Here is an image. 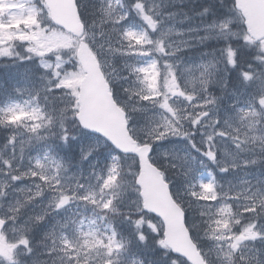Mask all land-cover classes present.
Instances as JSON below:
<instances>
[{
	"label": "clouds",
	"instance_id": "9594fccd",
	"mask_svg": "<svg viewBox=\"0 0 264 264\" xmlns=\"http://www.w3.org/2000/svg\"><path fill=\"white\" fill-rule=\"evenodd\" d=\"M71 3L79 26L78 33L70 34L75 37L73 45L51 47L54 41L50 38L68 33L49 14L46 0H34L35 18L20 31L38 34L49 51L37 54L32 51L39 46L36 40H16L6 43L2 53L14 54L29 66L48 71L44 73L46 89L38 94L34 107L39 109V118L27 116L21 121L24 137H34L39 146L28 147L22 161L11 151L0 154V237L11 246L10 254L0 255V264H76L72 256L79 257L80 264H90L82 246H75L69 228L64 227L78 202L102 210L108 223L121 231L124 225L131 226L129 245L134 240L144 249L136 254L142 257L141 264H194L188 253L161 244L164 229L144 205L142 157L180 209L190 249L197 257L195 264H264V104L260 103L264 100V40L249 39L246 25L237 30L240 21L235 0H222L224 12L213 21L223 33L216 40L222 45L216 49L217 58L224 57L228 75L235 70L246 86L244 99L232 109L242 120L231 125L212 108L216 74L202 71L199 85L193 87L188 67L199 61L207 69L211 62L202 54L194 60L166 34L163 12L167 9L155 7L154 0ZM133 13L143 22L145 15L151 16L155 29L145 22L139 28L132 26ZM212 35L215 39V29ZM236 36L239 44L233 43ZM81 45L87 47L141 153L121 151L111 140L96 137L81 125L76 98L71 89L61 85V80L79 70ZM245 52L251 56L242 60ZM170 81L175 82L172 88ZM213 122V130L197 140L196 134ZM5 131L9 133L4 138L9 149L21 145L23 137L12 134L13 126ZM90 136L93 138L86 139ZM73 139L82 147L75 162L58 151L60 144L66 147ZM194 148L200 155L190 165L179 154H188L191 159ZM204 157L207 165L223 173L232 174L242 165H251V180L229 199L218 179L202 180L198 175ZM85 160V182L77 181L79 186H73L75 177H69ZM92 180L96 181L94 195L86 187ZM66 196L70 202L61 205ZM108 202L110 207L105 209ZM112 210H118L119 215L114 216ZM158 250L159 257L154 255Z\"/></svg>",
	"mask_w": 264,
	"mask_h": 264
},
{
	"label": "trees",
	"instance_id": "16d2710c",
	"mask_svg": "<svg viewBox=\"0 0 264 264\" xmlns=\"http://www.w3.org/2000/svg\"><path fill=\"white\" fill-rule=\"evenodd\" d=\"M166 0L165 8L167 9V13L171 14V16L178 21H181L184 26L187 27L186 32V42L185 45L181 48L188 52L189 55L193 57L195 60L198 54H202L208 57L209 61L211 62V66L205 69L204 67L200 66L199 61H196L195 64L191 65L194 67L193 73L199 78L200 73L202 71H207L216 74L217 79V86L212 93L214 97H220L223 99H228L227 92L230 90L231 87H236L237 89H242L245 91L246 86L241 82V77L235 70L231 71V75H228V68L225 67L226 61L224 57L217 58L216 49L220 48L222 45L216 43V40L219 39V35L223 34L221 28L215 26L214 24V17L220 16L224 12V7L222 6V0H172L171 3ZM224 3L227 0H223ZM29 8L27 12L32 19L35 18L36 8L34 6V0H30L28 2ZM236 9V7H235ZM231 10V8H229ZM237 18L239 19L240 23L237 26V30L243 28V20L240 17L239 12L236 9ZM11 16V14L5 9L3 6L0 5V19L7 20V17ZM130 19L133 21L132 26L139 28L141 25L144 24L142 18L138 15L133 13ZM0 20V21H1ZM31 21V22H32ZM146 23V22H145ZM147 24V23H146ZM213 29H215L216 37L213 38ZM72 38V37H71ZM249 39H251L248 36ZM74 40V38H72ZM14 39L13 41H16ZM73 43L70 44L73 45ZM233 43L239 44L240 39L239 36L233 38ZM69 46V47H70ZM66 47V46H64ZM191 49V51H189ZM251 56V53H243L242 60L247 59ZM231 57L228 55V60ZM264 62V61H263ZM17 68L19 74H15L13 70ZM58 69V66H56ZM80 70V68H79ZM78 70V71H79ZM48 71L47 69L37 68L35 65L29 66L27 61L19 59L16 55L0 57V154L11 151L12 154H16L18 160H24V155H19V147L17 146L15 149H9L8 144L4 141L5 136L9 135L6 129L13 124L5 121V117L3 113H1L3 106L12 98L19 95V87H21V79L25 77L29 81V87L26 92L28 95L34 96L35 100L29 99V103L36 105V101L39 99L38 94L43 92L46 89L47 77L44 73ZM170 87L175 86L174 81H170ZM63 87L72 90V94L76 98V108H77V90L78 86H69L63 85ZM25 92V93H26ZM246 92L244 94V97ZM223 104H218L221 107V113L226 117V121H232L231 123H227L229 125L233 123L240 122L242 118L238 119V112H233L236 106L231 103H226L225 106ZM233 119H236L235 122ZM214 122L208 123L204 125V128L201 132L196 134V139L199 140V137L203 135L205 131L213 130ZM15 135L14 133H12ZM96 137L95 134H93ZM93 137L90 136L86 139H92ZM179 139V138H176ZM39 146L38 140L34 138V143H31L29 146L25 148V151L28 147L32 145ZM58 151L62 153L64 156L71 159V161L75 162L80 159L81 156V142L79 140L73 139L66 147L63 144L58 146ZM27 155V154H26ZM181 157L185 159L188 164H194L195 157L200 155L198 148H194L191 153V159H189L188 154L180 153ZM233 157V156H231ZM234 159H239V157H234ZM52 164H56V159L53 157ZM248 167V165H242L241 168ZM253 169V166H251ZM191 170V169H190ZM93 172L95 169L92 170ZM258 171V169H255ZM234 173V170H233ZM230 173H223L220 171L218 167H214L211 165H207V157H204L203 160L199 163L198 175H200L201 179L208 178V180L216 178L220 181L223 185L224 189L229 184V177L233 175ZM80 176V183L85 182V177L88 175V161L83 162V167L76 168L74 172L71 174V177ZM82 179V180H81ZM75 182V180H72ZM112 214L114 216H118V210H112ZM85 217L92 222H95L94 225L96 226L97 236L103 240V245H96L95 247H89L88 245H84L83 238L80 237V234L77 230V220L79 218ZM160 224V222H159ZM161 226V225H160ZM65 228H69L68 235L71 237L72 241L75 243L76 247H80L81 244L83 245L84 254L89 256L90 264H106L107 261L110 260L111 264H135V260L138 262L137 264H141L142 257L136 255L144 251L140 247L138 243L134 240L129 245V236L133 232V228L129 225L123 226V231L119 228L115 227L113 224L108 223V218L104 217L102 214V210L91 206L86 202H78L73 205V208L70 213V217L68 223L64 225ZM109 237H112V241L109 240ZM111 245L112 251H108L107 245ZM161 244L164 247H167L163 240ZM75 251V247L73 248ZM155 256H160V250H158ZM71 259L75 260L76 257L72 256Z\"/></svg>",
	"mask_w": 264,
	"mask_h": 264
},
{
	"label": "water",
	"instance_id": "95a60500",
	"mask_svg": "<svg viewBox=\"0 0 264 264\" xmlns=\"http://www.w3.org/2000/svg\"><path fill=\"white\" fill-rule=\"evenodd\" d=\"M237 9L242 10L247 31L256 40L264 38V0H235ZM60 5H72L71 0H56ZM60 15L67 32H79L74 7H62ZM61 24V23H60ZM79 61L84 71L79 87L78 119L83 127L114 142L121 151L141 153L143 150L128 135L123 113L113 101L103 76L85 45L79 48ZM143 170L140 182L143 186L144 205L164 226V242L168 247L188 253L194 264L197 257L190 249V241L184 229L180 209L168 196L167 188L146 158L142 157Z\"/></svg>",
	"mask_w": 264,
	"mask_h": 264
},
{
	"label": "rangeland",
	"instance_id": "374dc122",
	"mask_svg": "<svg viewBox=\"0 0 264 264\" xmlns=\"http://www.w3.org/2000/svg\"><path fill=\"white\" fill-rule=\"evenodd\" d=\"M28 1L29 0H0V5L3 6L5 9H7V11L11 14V16L7 17V20H1L0 21V56H9V55H5L2 54L4 52V48L6 43L7 44H11L13 42L14 39L17 40H36L38 42V48L39 51H37V54H43L46 55L47 52L49 51L48 47H45L46 42L45 41H41L40 37L38 34H36L35 32H33L31 35H27L24 34L23 32L20 31V29L23 28V26L25 24H29L31 23L32 19L30 18L27 9L29 8L28 6ZM172 0H169L168 2L171 3ZM177 3V0H175ZM165 2L166 0H154V6L161 9V11H163V9L165 8ZM163 13H167V12H163ZM164 16V15H163ZM164 20H165V16H164ZM173 21L169 22L166 24V34L168 36H170L176 43H178L179 45L182 44V39H181V28L177 23H172ZM67 33V32H66ZM21 37H24L23 39ZM75 40V37H73L72 35H70L68 33V35L66 34H59L55 37L50 38V40L54 41L51 44L52 48L55 47H64L67 41V46L69 47L71 43H73V39ZM76 42V41H75ZM8 53L12 52V48L9 47L7 49ZM134 55H146V53H131ZM57 65H54L53 67L56 68ZM190 67H188V71H190ZM15 74H19V71H17V68L15 70H13ZM83 76L82 70L80 68L79 71L74 72L71 74V79L69 80H61V85H69V86H78L79 82L81 80ZM191 83L192 85L197 83V78H191ZM197 85V84H196ZM29 87V81L28 79L23 80V86L21 89L22 95H17V100L11 101L10 103H8L6 105V107H4L1 111V113H3L5 115V121L8 122V116H7V110L9 107L15 106V105H20L21 108H23L26 112L30 111L32 108H34L36 105L30 104L29 103V99L31 100H35L34 96L28 95L27 89ZM26 92V94H25ZM213 111L217 113V107L214 105H212ZM211 114V113H210ZM27 116L21 115L20 119L17 123L13 124L15 127V135L19 136V137H23L22 143L21 145H19V149L24 148L25 146L27 147V145L29 146L31 143H34V137L28 136V137H24V132L22 131V129L25 127L21 121H23ZM240 114H238V119H240ZM234 122L236 119H233ZM230 123V121H229ZM82 180V179H81ZM77 181L80 182V176L78 175L75 178V182H72L73 186H79ZM93 183V184H92ZM95 184L96 181H89L86 185V187L89 188V190L93 193H95ZM230 194V193H228ZM81 223L83 224V231L87 232L89 230H93L96 232V226L94 225V223H92L91 220H81L80 223L78 224V232L80 234V236L83 238V240L85 239V237L83 236L81 229H80V225ZM11 248L10 247H4V244L1 243L0 244V254L1 255H6V254H10Z\"/></svg>",
	"mask_w": 264,
	"mask_h": 264
},
{
	"label": "snow or ice",
	"instance_id": "6c2138e0",
	"mask_svg": "<svg viewBox=\"0 0 264 264\" xmlns=\"http://www.w3.org/2000/svg\"><path fill=\"white\" fill-rule=\"evenodd\" d=\"M46 6H47V9H48L49 14L58 23H61V24H64L65 23V20L60 15L59 9L62 8V7H67V8L73 7L72 5H60V4L56 3V0H46ZM137 8L140 9L141 6L138 4L137 5ZM144 19L147 21V23L153 29H155L156 22L152 19L151 16L145 15L144 16ZM21 38L23 39L24 37H21ZM65 46H67V41H66ZM82 47H83V45H82ZM4 51H6V50H4ZM32 51H39V48H34V49H32ZM69 79H71V77L65 78L66 81L69 80ZM260 103L261 104H264V100H261ZM21 115L30 116L33 119H37V118H39V109L38 108H32L31 111L26 112L23 108H21L20 105H15V106L9 107L8 110H7L8 122L10 124L17 123L19 121ZM34 130H35V128H33V131ZM13 141H14V138H13ZM204 187L209 188V187H211V185L210 184H205ZM83 199H89V197H84ZM68 202H70V198L66 196L61 201V205H64V204H66ZM103 207L105 209H108L110 207V202L104 203ZM92 223H95V222H92ZM80 229H81V232H82L83 236L85 237V239H84V245H88L89 247H95L96 245H103L104 244L103 240L100 239L97 236V234H96L95 231L89 230L87 232H84L83 231V224L82 223L80 225ZM252 234L254 235L255 233H252ZM112 239H113L112 237H109V240L110 241H112ZM81 246L83 247V245H81ZM106 247H108V251L109 252L112 251V248H111V245L110 244L107 245ZM76 264H80L79 257H76ZM106 264H111L110 260L107 261Z\"/></svg>",
	"mask_w": 264,
	"mask_h": 264
},
{
	"label": "bare ground",
	"instance_id": "6f19581e",
	"mask_svg": "<svg viewBox=\"0 0 264 264\" xmlns=\"http://www.w3.org/2000/svg\"><path fill=\"white\" fill-rule=\"evenodd\" d=\"M237 11L239 12V14H240V17L241 18H244V15H243V12H242V10H240V9H237ZM4 108V107H3Z\"/></svg>",
	"mask_w": 264,
	"mask_h": 264
}]
</instances>
